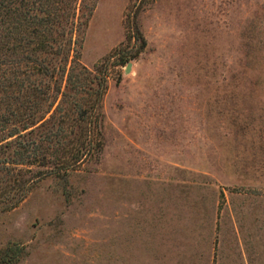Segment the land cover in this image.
<instances>
[{"label":"rangeland","instance_id":"1","mask_svg":"<svg viewBox=\"0 0 264 264\" xmlns=\"http://www.w3.org/2000/svg\"><path fill=\"white\" fill-rule=\"evenodd\" d=\"M76 50L99 152L0 211V264H264V0H94Z\"/></svg>","mask_w":264,"mask_h":264},{"label":"trees","instance_id":"2","mask_svg":"<svg viewBox=\"0 0 264 264\" xmlns=\"http://www.w3.org/2000/svg\"><path fill=\"white\" fill-rule=\"evenodd\" d=\"M94 0H0V211L35 183L64 175L99 152L96 121L105 74L78 61ZM133 54L118 52L113 65Z\"/></svg>","mask_w":264,"mask_h":264}]
</instances>
